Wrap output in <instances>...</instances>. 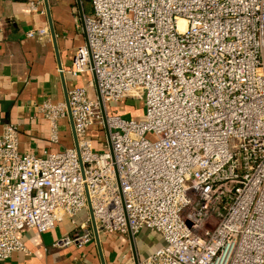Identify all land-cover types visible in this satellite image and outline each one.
Instances as JSON below:
<instances>
[{"label":"built area","instance_id":"2783aa9c","mask_svg":"<svg viewBox=\"0 0 264 264\" xmlns=\"http://www.w3.org/2000/svg\"><path fill=\"white\" fill-rule=\"evenodd\" d=\"M89 3L67 70L92 75L68 90L80 156L22 152L16 124L0 134V264L26 250L22 230L66 217L84 219L54 246L92 242L88 200L100 233H133L139 264H264V0ZM41 112L59 143L66 102ZM144 229L159 235L146 248Z\"/></svg>","mask_w":264,"mask_h":264},{"label":"crops","instance_id":"0c3cea01","mask_svg":"<svg viewBox=\"0 0 264 264\" xmlns=\"http://www.w3.org/2000/svg\"><path fill=\"white\" fill-rule=\"evenodd\" d=\"M49 5L62 70L44 0L39 5L40 12L30 8L29 0H1L0 3L3 23L0 34V134L8 124H16L21 151L37 155L75 146L69 118L60 120L59 143H54L50 139L49 123L41 112V105L47 101L52 104L65 101L61 73L67 90L75 85H88L92 79L90 73L73 77L67 72L76 49L86 39L83 27H79L82 22L77 1L49 0ZM82 6L86 14L90 12L89 0H82ZM42 28H48L49 33L41 39L27 35L30 30ZM83 219L82 214L78 215L74 223L66 217L43 233L35 228L22 230L20 235L26 250L13 253L4 264H103L95 237L81 248L54 246L58 239L78 233ZM100 243L105 264H122L124 258L133 256L129 235L101 232Z\"/></svg>","mask_w":264,"mask_h":264},{"label":"water","instance_id":"95a60500","mask_svg":"<svg viewBox=\"0 0 264 264\" xmlns=\"http://www.w3.org/2000/svg\"><path fill=\"white\" fill-rule=\"evenodd\" d=\"M76 1H77L78 8H79L80 19H81V22H82V25H83V31H84L85 37H87V33H86V30H85V25H84L85 12H84V9H83V6H82V0H76ZM44 2H45V6H46V13H47L48 19H49L50 31H51L52 38H53V41H54V44H55V47H56V52H57V55H58V63H59L60 69L62 70V64H61V61H60V58H59L58 46H57V40H56V32H55V29H54V24H53V20H52V16H51L49 0H44ZM61 77H62V82L65 85V102L67 104L69 121H70L71 128H72V131H73V136H74V141H75V148H76V150H77V152H78V154L80 156L78 138H77V134H76L75 127H74L73 117H72L71 108H70V104H69L68 90L66 88L65 77H64L63 72L61 73ZM94 79H95V82H96L97 79H96L95 73H94ZM96 87H97V90H98V99L100 101V104H101V107H102L103 116L105 118L106 117L105 106H104V102H103V100L101 98V95L99 93L97 82H96ZM106 132H107V135H108V142H109L110 149H112L111 141H110V137H109V128H108L107 125H106ZM80 162H81V165H82V168H83V164H82L81 158H80ZM88 203H89V211H90V216H91V223H92V228H93V232H94V237H95V240H96V242L98 244V247L100 249V253H101V258H102L103 264H105L104 256L102 255V252H101L100 231H99V229L97 227V223H96L95 217L93 215L92 207H91V204H90L89 200H88ZM129 239H130V243H131V248H132V254H133L134 261H135L136 264H139V252H138V248H137V245H136L135 237H134V235H133V233L131 231H129Z\"/></svg>","mask_w":264,"mask_h":264},{"label":"rangeland","instance_id":"374dc122","mask_svg":"<svg viewBox=\"0 0 264 264\" xmlns=\"http://www.w3.org/2000/svg\"><path fill=\"white\" fill-rule=\"evenodd\" d=\"M131 104L133 105L134 109H136L134 115H138L141 111H142V108L144 106V102L141 100H136V101H131ZM118 107H119V110L124 114V111H125V103L124 102H121L119 104H117ZM128 117L130 116V114H127V112L124 114V117ZM137 117V116H136ZM101 143V142H100ZM159 235L158 234H155V233H150L148 232L146 229L143 230V235H142V238L137 241L138 245L141 246L143 244H149L150 246L154 240L157 239ZM143 241V242H142ZM147 246H144L143 245V248H146Z\"/></svg>","mask_w":264,"mask_h":264}]
</instances>
